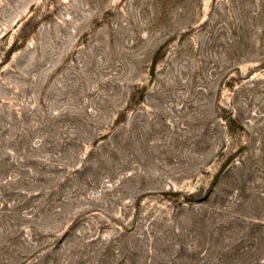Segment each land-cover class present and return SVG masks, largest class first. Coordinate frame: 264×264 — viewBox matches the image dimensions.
<instances>
[{
  "label": "rangeland",
  "instance_id": "374dc122",
  "mask_svg": "<svg viewBox=\"0 0 264 264\" xmlns=\"http://www.w3.org/2000/svg\"><path fill=\"white\" fill-rule=\"evenodd\" d=\"M0 264H264V0H0Z\"/></svg>",
  "mask_w": 264,
  "mask_h": 264
}]
</instances>
